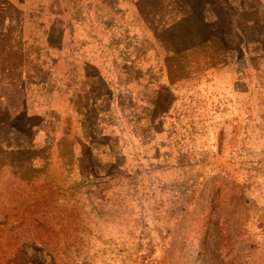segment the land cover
Instances as JSON below:
<instances>
[{"label": "rangeland", "instance_id": "rangeland-1", "mask_svg": "<svg viewBox=\"0 0 264 264\" xmlns=\"http://www.w3.org/2000/svg\"><path fill=\"white\" fill-rule=\"evenodd\" d=\"M0 264H264V0H0Z\"/></svg>", "mask_w": 264, "mask_h": 264}, {"label": "trees", "instance_id": "trees-1", "mask_svg": "<svg viewBox=\"0 0 264 264\" xmlns=\"http://www.w3.org/2000/svg\"><path fill=\"white\" fill-rule=\"evenodd\" d=\"M41 227L45 228V227H47V226L43 225V226H41ZM43 228H41V230H40L41 235H43V231L45 230V229H43ZM40 237H41V236H38V238H37L36 240L42 242L43 245L49 246L50 243L48 244V243L46 242L47 240H44L43 236H42L41 238H40Z\"/></svg>", "mask_w": 264, "mask_h": 264}]
</instances>
